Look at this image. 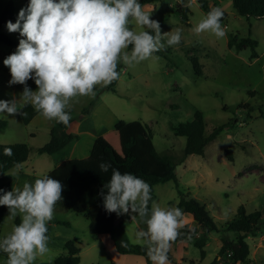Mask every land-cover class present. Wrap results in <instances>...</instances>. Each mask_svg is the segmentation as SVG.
<instances>
[{
  "label": "rangeland",
  "instance_id": "obj_1",
  "mask_svg": "<svg viewBox=\"0 0 264 264\" xmlns=\"http://www.w3.org/2000/svg\"><path fill=\"white\" fill-rule=\"evenodd\" d=\"M178 1L153 0L143 5L144 11L151 14V19L162 21V34L174 32L177 28L182 30L178 46L167 47V56L154 54L132 68L121 62L118 67L120 79L114 89H96L95 98L79 97L73 101L71 107L77 117L68 130L75 132V126H79L82 135L78 148L71 153L75 157H86L91 136L85 130L89 127L93 134L105 129V135L117 142L114 124L124 119L148 124L153 132L151 142L155 149L162 154L180 157L184 153L186 137L176 135L172 126L193 120L195 109L201 110L204 115L206 133L227 122L230 125L207 144L204 155L190 154L177 165L178 186L173 180L155 184L156 197L153 201L161 208L176 207L179 190L190 192L205 202L215 220L223 224L234 216L241 204L248 212L264 210V116H260L261 112L264 113V19H248L240 15L232 0H209L212 8L219 7L228 14L221 23L226 35L217 38L205 32L197 36L193 27L207 13L194 0L189 22H184L177 11ZM27 4V0H0V19L3 21L0 31L11 38V43L0 40V100L19 99L24 89V85H9L10 69L3 64V60L16 51L21 39L18 32L8 31L7 22L11 20L15 23L19 10ZM143 30L147 29L135 26L136 32ZM231 33L256 39L259 57L250 58V47L239 52L229 49L227 41ZM162 42L166 43V38ZM194 56L199 59L201 74L196 72L191 60ZM33 82L32 79L28 80L27 86L35 91L37 86L32 85ZM250 90L258 93L252 97ZM92 101L91 112L82 117L85 114L83 108ZM246 104L255 106L251 112L252 118H247V110L240 108ZM0 120L7 121L6 126L0 127V143L27 142L30 138L29 127L19 114L0 113ZM44 142L40 136L35 139V144L30 145L36 147ZM227 148L233 150L234 160L228 159L225 154ZM69 154L70 148L55 155L34 151L24 169L18 171L15 177L11 176L15 169L0 176V189L12 191L13 187L22 189L25 182L34 183L36 173L31 163L35 162L42 174ZM8 215L9 210L0 224V239L18 225L17 218L20 219V216L9 219ZM128 216L131 217L125 214L123 225L129 240L145 245L143 240L137 238V232L146 230V224L131 211ZM54 219L67 221L68 224L50 222V252L39 257L36 264H55L56 258L66 253L65 244L69 239H75L81 249L79 264H111V256L103 239L90 230L85 216L56 206ZM229 232L234 235L236 231ZM208 235L204 258L191 238L174 244L173 262L209 264L213 261L219 248V234L212 231ZM248 242L252 252L253 240L249 238ZM134 255L136 259L142 257ZM122 257L121 260L127 262L130 259L129 255ZM6 260V256L0 255V264H5ZM226 260L227 255L220 262L226 264Z\"/></svg>",
  "mask_w": 264,
  "mask_h": 264
},
{
  "label": "clouds",
  "instance_id": "obj_2",
  "mask_svg": "<svg viewBox=\"0 0 264 264\" xmlns=\"http://www.w3.org/2000/svg\"><path fill=\"white\" fill-rule=\"evenodd\" d=\"M193 2L180 0L187 8H192ZM150 15L140 0H29L19 10L16 22H7L8 31L18 32L21 39L16 51L3 60L10 69L9 85H24V89L19 99L0 100V113L27 116L23 109L31 105L45 120L70 126L73 101L95 98L98 86L118 81L121 62L132 68L180 44L181 29L162 34L159 21ZM223 16L221 8H212L194 25L193 32L225 37ZM137 25L150 31L136 32ZM165 38L166 43L162 42ZM30 79L37 90L27 86ZM3 154L12 156V149L4 148ZM99 167L101 172H108L112 166L101 162ZM21 168L22 164L16 163L11 176ZM104 188L107 193L102 190L100 195L108 213L123 215L131 210L146 224L137 238L145 243L151 264H170L171 246L185 227L182 209L153 203L149 212L150 184L119 169H112ZM63 189L62 182L49 175L36 178L34 183L25 182L22 189H0V205L7 206L8 218L20 216V223L0 239V251L7 254L5 264H36L39 257L50 252L48 225L54 219L56 204L63 199ZM194 232L195 228L190 229ZM121 244L127 247L125 242Z\"/></svg>",
  "mask_w": 264,
  "mask_h": 264
},
{
  "label": "trees",
  "instance_id": "obj_3",
  "mask_svg": "<svg viewBox=\"0 0 264 264\" xmlns=\"http://www.w3.org/2000/svg\"><path fill=\"white\" fill-rule=\"evenodd\" d=\"M152 1L153 0H140V3L143 6L145 3ZM187 2L188 0H184V3ZM197 2L206 13L212 9L209 0H197ZM232 2L240 15L248 19L252 17L264 19V0H232ZM27 3H29V0H27ZM177 11L182 21L189 22L191 10L190 8L181 6L180 0L177 2ZM222 11L224 16L221 23L226 20L228 15L226 11ZM2 23L3 21L0 19V28ZM159 23L162 25L161 20H159ZM147 30L150 31L149 29ZM0 40L11 43V38L1 31ZM227 47L229 49H235L237 52L250 47V58L259 57L256 50L257 40L251 36H239L231 33L227 41ZM128 50L131 51V46H129ZM167 52L168 50L166 49L155 54L167 56ZM191 60L195 66L196 72L201 74L202 70L198 57L194 56ZM116 83L117 81L104 89H114ZM32 85L36 86L35 82H33ZM99 89H103V87L98 86L97 90ZM249 93L254 97L258 92L256 90H250ZM93 104L94 101L90 102L83 108L82 112H88ZM240 108L247 110V118H252L251 112L255 109V106L246 104ZM23 111L27 113V116L20 115V117L25 124L29 123L37 114L31 105L25 107ZM72 112L73 109L71 107V114ZM193 113V120L181 121L177 125L172 126V130L176 135L186 137L184 153L180 157L166 153L162 154L155 149L151 142L153 132L148 124H143L138 120H118L114 126L117 142H113L105 134L99 135L94 140L90 149L91 167L85 166L72 170L66 164L60 163L43 175H49L58 179L63 184V199L58 202L56 206L85 216L89 221L90 230L97 236L102 234L110 235L119 253L143 255L147 263L151 264L147 256L146 245L132 243L129 240L123 225L125 214L118 215L114 212L108 213L103 207V197L100 193L102 190L105 194L107 193V189L104 188V185L110 180L112 169H119L121 173H132L148 182L151 186L152 199L149 201L148 205L149 212H151L152 204L156 197L155 184L173 180L178 186V177L176 174L177 165L182 163L190 154L204 155L207 144L213 140L223 128L230 125L226 122L213 128L210 133H206V122L202 111L195 109ZM260 116H264V113L261 112ZM74 120L75 118L72 117L70 125ZM6 125L7 121L0 120L1 128ZM68 129L69 126L65 127L63 124L55 121L50 131V140L36 147L23 141L0 143V175L14 167L16 163H23L28 160L34 151L53 154L64 148L72 139L77 137V134L70 132ZM6 147L12 149V156L9 157L3 154V150ZM225 154L228 159L234 160V154L231 148H227ZM101 162H108L111 164L112 167L108 172H101L99 167ZM0 195L2 194L0 193ZM176 207L182 209L184 213L191 214L195 220V224L191 227L180 229L181 236L175 243L187 240L188 235L191 234V238L194 239V245L200 248L201 256L204 258L206 255L204 247L208 242V234L210 232L235 230L238 232V235L234 239H230L225 235L221 237V247L214 260L209 264H221V258L226 255L228 256L226 264H257L249 257L250 246L247 242V237L249 235H257L260 231L264 230V216L261 210L248 212L246 207L241 204L234 218L227 220L223 224H219L212 216L205 202L191 195L190 192H184L182 190H179V201ZM7 211V206L0 205V224L3 223ZM117 216L121 217L118 224L115 223ZM53 221L68 224L67 221L64 220L53 219ZM17 223H20L19 218H17ZM192 228H195L194 233H190V229ZM48 229L49 234L51 223H49ZM121 241L125 242L127 247H123ZM65 247L67 250L66 253L59 255L55 260V264H79L81 249L77 245L76 240H67ZM0 255L7 257V254L2 251H0ZM168 256L171 260V251H169ZM110 261L111 264H118L112 259Z\"/></svg>",
  "mask_w": 264,
  "mask_h": 264
},
{
  "label": "crops",
  "instance_id": "obj_4",
  "mask_svg": "<svg viewBox=\"0 0 264 264\" xmlns=\"http://www.w3.org/2000/svg\"><path fill=\"white\" fill-rule=\"evenodd\" d=\"M90 110L91 109H89L88 112H86L85 114H82L81 116L84 117L85 115H88L91 112ZM74 112L75 111L72 112L71 116L75 118L77 116H74ZM54 122H55V120H52V121L45 120L39 114H36L35 117L29 123H27V125L29 127V137H30V138H28L26 140L27 143H29V144H35V139L38 138V137H40V136H42L43 139L45 140V142L43 144H45L46 142H48L50 140V138H51L50 131H51L52 126L54 125ZM114 126H115V124H114ZM74 131L75 132H73V133L77 134V137L74 138V139H72L64 148L61 149V150H63V149H66V148H70V154H69V156H67L66 159L63 158V160L59 161L52 168H54L56 165H58L60 163L66 164L72 170H76L78 168L85 167V166L91 167L92 161L90 159V149L92 147V144H93L94 140L99 135L105 134L106 133L105 132L106 130L105 129H101V130H99L98 133H94V134H93L92 128H90V127L85 130V132H88L87 134H89L91 136V142H90L89 152L86 155V157H84V158L75 157V156H73V153H71V151H74L75 149L78 148V146H79V140H80V137L82 135L81 134V130H79V126H75ZM37 146H40V145H37ZM61 150L53 153V155L57 154ZM43 153H47V152H43ZM43 153H40V154H43ZM49 155H51V154H49ZM28 160H26L23 163H21L22 164V168L19 170L20 172L24 169L23 167L26 166ZM31 167L34 168V171L36 173L35 179L38 178V177L43 176L45 173H47L49 170L52 169V168L49 169L47 172H43V173L41 172L42 174H40L38 168L35 166V162L33 164L31 163ZM13 169H14V167L10 168L9 170H7L6 172H4L3 174H6L8 172H11ZM3 174H1V175H3ZM256 210H259V209H256ZM261 211L263 212V216H264V210H261ZM236 214H237V212L234 214V216L228 218V220L231 219V218H234L236 216ZM126 216L128 218L131 217V216H128V214H126ZM184 223H185V227H191V226H193L195 224V220H194V218H193V216L191 214L185 213ZM226 231H228V232H226ZM229 231L230 230H222V231L218 232L219 238L218 239L216 238L217 239V242H218V246H219L218 251H219V249L221 247V244H222L221 237L223 235L229 237L230 239H234L238 235V232L237 231L234 233V235H232V233H230ZM99 236H101V238L103 239V241L105 243V248L107 249L109 255L111 256V259L114 260L116 263H118V264H128V263L129 264L130 263L131 264H148L147 261H146V258L143 255H140L142 257H138L140 259H136V258H134V256H135L134 254L131 255L130 253L129 254H121V253H119L118 250H117V248H116V246H115V243H114V241H113V239L111 238L110 235H108V234H102V235H99ZM249 238H251L253 240V251L251 252V250H250V256H249L250 259L253 262L257 263V264H264V230L263 231H260L257 235H249L247 237V242H248V239ZM208 240H209V235H208ZM174 244H175V242L172 244L171 249H170L171 255H172V248L174 247ZM249 246H250V243H249ZM124 255H129L130 256V259H129L128 262L125 261V260H121V257L122 256L124 257ZM185 258H187V257H185ZM169 261H170V264H175L173 262L174 261L173 255H172V259L171 260L169 259ZM220 263L221 264H225L223 262H220Z\"/></svg>",
  "mask_w": 264,
  "mask_h": 264
},
{
  "label": "water",
  "instance_id": "obj_5",
  "mask_svg": "<svg viewBox=\"0 0 264 264\" xmlns=\"http://www.w3.org/2000/svg\"><path fill=\"white\" fill-rule=\"evenodd\" d=\"M120 219H121V217L117 216L116 219H115V223L118 224L120 222Z\"/></svg>",
  "mask_w": 264,
  "mask_h": 264
}]
</instances>
